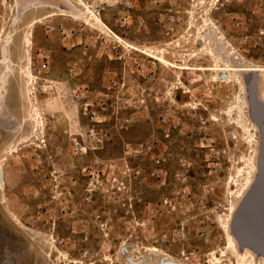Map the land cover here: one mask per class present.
<instances>
[{
	"label": "rangeland",
	"instance_id": "obj_1",
	"mask_svg": "<svg viewBox=\"0 0 264 264\" xmlns=\"http://www.w3.org/2000/svg\"><path fill=\"white\" fill-rule=\"evenodd\" d=\"M82 9L0 0V264H240L221 222L264 183V75L214 67L264 71V0H117L99 26Z\"/></svg>",
	"mask_w": 264,
	"mask_h": 264
},
{
	"label": "water",
	"instance_id": "obj_2",
	"mask_svg": "<svg viewBox=\"0 0 264 264\" xmlns=\"http://www.w3.org/2000/svg\"><path fill=\"white\" fill-rule=\"evenodd\" d=\"M255 76V74H252ZM226 79L225 76H222ZM259 112H253L254 118L262 130V171L264 172V105ZM0 184L4 176L0 174ZM231 232L242 249L247 248L264 257V183L259 182L250 196L241 204L231 224Z\"/></svg>",
	"mask_w": 264,
	"mask_h": 264
},
{
	"label": "bare ground",
	"instance_id": "obj_3",
	"mask_svg": "<svg viewBox=\"0 0 264 264\" xmlns=\"http://www.w3.org/2000/svg\"><path fill=\"white\" fill-rule=\"evenodd\" d=\"M78 2L80 3L81 6H83V9L81 11V14H80V17L83 16L85 22L87 25H90V26H99L101 24V21L98 17H95L94 15H92L90 13V9L88 8V6L82 1V0H78ZM33 26V25H32ZM4 31V30H3ZM2 31V34L0 36V44L1 42L5 41L3 38H4V32ZM30 38H31V32H30ZM8 40H10V38L8 37V39H6V42L8 43ZM28 42V45L30 43V40L27 41ZM27 45V46H28ZM211 51V50H210ZM212 52V51H211ZM213 55V53H212ZM158 61H160L161 63L173 68V69H176V70H189L188 67H182L180 66L179 64H173V63H170L168 61H166L164 58H160V57H157V56H154ZM13 65L15 66V64L13 63ZM215 70H218V71H230V72H234L232 75L234 74H239V73H242V72H249V73H255L257 74V76H262L264 75L263 72L261 69L257 68V67H252V66H249V67H246V68H232V67H219V66H215L214 67ZM28 76L30 77L31 81L34 80V76L32 75V69L30 67V60H29V64H28V67L25 69V71ZM217 73V72H216ZM227 79V78H226ZM263 80V79H262ZM241 82V81H240ZM243 88V87H241ZM244 89V88H243ZM243 92V91H242ZM241 99V98H240ZM238 100V99H237ZM241 104V103H240ZM240 108V107H239ZM242 108V107H241ZM33 118L35 119V122H37V124H41V120H40V115L39 113L36 111L35 114L33 115ZM3 174V168L2 166H0V174ZM250 179V178H249ZM3 185L4 184H0V190H2L3 188ZM249 196V195H248ZM235 210L236 208L235 207H232L231 208V218H229L228 220L224 221V222H221V226L222 228L226 231V235H227V238H226V241H227V246H228V249L231 250L234 255L236 254V257L241 261L240 264H256V255L246 249L244 251H240L239 252V249H238V245H237V242L235 240V238L233 237V235L231 234L230 232V223H231V220H232V217H233V214L235 213ZM156 251V250H155ZM226 253L225 251L222 252V256L225 257ZM235 257V258H236ZM237 259V260H238ZM238 260V261H239ZM260 260L264 263V258H260ZM177 264L174 259H172L171 257H166V256H160V255H156V257L153 259V263L152 264Z\"/></svg>",
	"mask_w": 264,
	"mask_h": 264
},
{
	"label": "built area",
	"instance_id": "obj_4",
	"mask_svg": "<svg viewBox=\"0 0 264 264\" xmlns=\"http://www.w3.org/2000/svg\"><path fill=\"white\" fill-rule=\"evenodd\" d=\"M112 1H117V0H83V2L88 6V8L90 9V13L92 15H94L95 17H101L102 14L104 13V11L106 10L107 7H109V3ZM3 19V16L0 15V20ZM59 29H63V26L60 24L59 25ZM109 34L106 36H103L102 38L99 39L98 41V46L102 49H106L111 51V54H119L122 51L125 50V47L119 43L118 41H116L115 39L113 41L110 42L109 39ZM111 38V37H110ZM48 60L47 58H45V61L43 62L42 65V70L46 71L48 70ZM75 68L74 67H70L69 72L72 74L74 73ZM112 85L113 86H117L119 85L117 83V81L112 80ZM73 98L74 100H76L78 103H81V105L83 106V110H84V114H87V112H89V109L91 108V106L88 104L90 102V94L87 90H75L74 94H73ZM51 120L54 119V116H52L50 118ZM95 136H93L94 139ZM73 147L74 150L76 151H81V150H86L84 144H82V142H78V141H73ZM138 151L139 152H143V151H148V152H152V151H157V146L154 143H149V144H141L138 145ZM154 162L157 166H160L161 164V158L160 156L154 158ZM112 168V166L110 167ZM137 174H139V172H137ZM159 177V174H156ZM151 214L152 215H156L157 214V209L156 208H152L151 210Z\"/></svg>",
	"mask_w": 264,
	"mask_h": 264
},
{
	"label": "crops",
	"instance_id": "obj_5",
	"mask_svg": "<svg viewBox=\"0 0 264 264\" xmlns=\"http://www.w3.org/2000/svg\"><path fill=\"white\" fill-rule=\"evenodd\" d=\"M37 3H38V1H37ZM60 13V12H59ZM59 17V16H58ZM262 104L264 105V101L262 100Z\"/></svg>",
	"mask_w": 264,
	"mask_h": 264
},
{
	"label": "flooded vegetation",
	"instance_id": "obj_6",
	"mask_svg": "<svg viewBox=\"0 0 264 264\" xmlns=\"http://www.w3.org/2000/svg\"><path fill=\"white\" fill-rule=\"evenodd\" d=\"M183 255L185 256V253H183Z\"/></svg>",
	"mask_w": 264,
	"mask_h": 264
}]
</instances>
